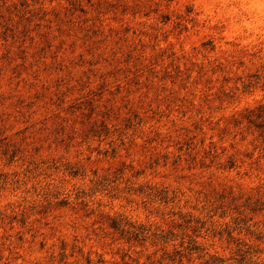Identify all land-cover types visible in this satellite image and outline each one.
<instances>
[{
    "label": "rangeland",
    "instance_id": "rangeland-1",
    "mask_svg": "<svg viewBox=\"0 0 264 264\" xmlns=\"http://www.w3.org/2000/svg\"><path fill=\"white\" fill-rule=\"evenodd\" d=\"M0 264H264V0H0Z\"/></svg>",
    "mask_w": 264,
    "mask_h": 264
}]
</instances>
